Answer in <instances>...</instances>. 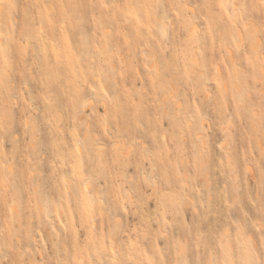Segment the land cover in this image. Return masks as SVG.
Listing matches in <instances>:
<instances>
[{
  "label": "rangeland",
  "instance_id": "obj_1",
  "mask_svg": "<svg viewBox=\"0 0 264 264\" xmlns=\"http://www.w3.org/2000/svg\"><path fill=\"white\" fill-rule=\"evenodd\" d=\"M5 3L0 264H260L262 0Z\"/></svg>",
  "mask_w": 264,
  "mask_h": 264
},
{
  "label": "snow or ice",
  "instance_id": "obj_2",
  "mask_svg": "<svg viewBox=\"0 0 264 264\" xmlns=\"http://www.w3.org/2000/svg\"><path fill=\"white\" fill-rule=\"evenodd\" d=\"M262 3H264V0H262ZM110 5H104V7H109ZM117 5L113 4L111 5V7H116ZM208 7H212L211 5H207ZM12 7H14V5H12L11 3H8L6 4L5 3V0H0V11H4L5 9H11ZM160 5L156 4V5H147V4H140V5H136V4H132V5H124V8L127 10V9H139L141 10V13H139L136 17L137 21H141L143 19V15H142V10L146 9V8H152V9H159ZM175 8V13H174V19L175 20H180L182 19V12L181 10L182 9H185L188 7L187 4H178V5H174L173 6ZM219 8L221 9H225V10H228V9H234L236 6L235 5H228L226 7L225 4L223 3H220L218 5ZM129 14H131V12H129ZM228 19L229 20H232L234 19V17L230 14L228 16ZM165 20H166V24L170 25L172 22L171 21H168L167 20V17H165ZM144 26L148 27L149 28V31L151 30L150 29V24H149V20H144ZM197 32H199V29L196 30ZM0 51H3V47L2 45H0ZM261 83L264 84V64L261 65ZM93 91H95V89H93ZM6 182V178H5V181ZM104 203H107V202H104ZM126 210V209H125ZM261 231H262V234H264V224L261 225ZM121 252V255H126V253L123 252V250L121 249L120 250ZM117 256V249L115 248V246H113V249H112V252H111V257H116ZM92 264H97V262L94 260L92 262ZM99 264H107V262L105 261H100ZM111 264H127V260L125 259H120V260H117V259H111ZM149 264H163V261L162 260H155V261H150ZM224 264H237L236 261H229V260H225L224 261ZM247 264H254V262H247ZM260 264H264V253H262V258L260 260Z\"/></svg>",
  "mask_w": 264,
  "mask_h": 264
},
{
  "label": "bare ground",
  "instance_id": "obj_3",
  "mask_svg": "<svg viewBox=\"0 0 264 264\" xmlns=\"http://www.w3.org/2000/svg\"><path fill=\"white\" fill-rule=\"evenodd\" d=\"M48 45H50L49 43H48ZM232 57V56H231ZM263 61H264V59H263ZM207 92H209V91H207ZM210 93V92H209ZM192 123V122H191ZM209 123V122H208ZM195 132L197 131V129L195 128V130H194ZM223 145V144H222ZM10 171H11V168H10ZM156 184V183H155ZM48 209H49V206H48ZM47 210V209H46ZM46 216V215H45ZM46 219H48L49 220V218L48 217H46ZM50 223V222H49ZM52 228H53V226H51ZM55 227V226H54ZM55 229V228H54ZM56 230V229H55ZM54 230V231H55ZM36 246H38V245H36ZM30 249V248H29ZM41 254V253H40Z\"/></svg>",
  "mask_w": 264,
  "mask_h": 264
}]
</instances>
